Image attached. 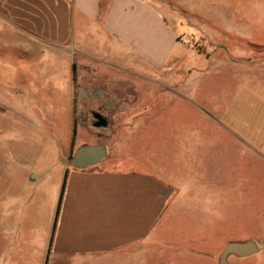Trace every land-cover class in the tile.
<instances>
[{"label": "rangeland", "instance_id": "rangeland-1", "mask_svg": "<svg viewBox=\"0 0 264 264\" xmlns=\"http://www.w3.org/2000/svg\"><path fill=\"white\" fill-rule=\"evenodd\" d=\"M161 11L179 46L160 85L146 81L157 73L130 64L123 77L136 102L115 105L123 113L98 130L78 118L71 50L35 51L0 8V191L11 189L18 162L44 163L71 141L70 157L82 139L104 144L100 163L154 168L186 188L145 264H218L227 243L245 240L259 253L227 264H264V0H162ZM91 69L97 81L115 78ZM50 194L48 184L38 189L33 209L46 210Z\"/></svg>", "mask_w": 264, "mask_h": 264}, {"label": "crops", "instance_id": "crops-1", "mask_svg": "<svg viewBox=\"0 0 264 264\" xmlns=\"http://www.w3.org/2000/svg\"><path fill=\"white\" fill-rule=\"evenodd\" d=\"M161 6L162 0H0L9 26L35 51L39 46L61 55L71 50L78 118L92 127L95 114L108 121L123 113L115 105L136 102L123 77L130 64L157 73L158 79L148 75L146 81L160 85V72L179 46ZM95 63L114 80L97 81ZM72 145H61L56 158L44 163L15 164L11 189L0 191V235L10 238L0 243V264H112L116 259L145 264L151 248L165 243L161 234L186 188L154 168H120L114 161L68 167L64 161ZM46 184L51 192L46 210L42 204L33 209L35 192Z\"/></svg>", "mask_w": 264, "mask_h": 264}, {"label": "water", "instance_id": "water-1", "mask_svg": "<svg viewBox=\"0 0 264 264\" xmlns=\"http://www.w3.org/2000/svg\"><path fill=\"white\" fill-rule=\"evenodd\" d=\"M108 126L106 118L99 114L94 115L93 127L104 129ZM108 150L104 144L81 145L73 155L64 161L65 165L75 169H86L99 164L106 158ZM260 247L254 240L232 241L225 245L219 256L218 264H227L229 256L245 258L259 253Z\"/></svg>", "mask_w": 264, "mask_h": 264}, {"label": "trees", "instance_id": "trees-1", "mask_svg": "<svg viewBox=\"0 0 264 264\" xmlns=\"http://www.w3.org/2000/svg\"><path fill=\"white\" fill-rule=\"evenodd\" d=\"M74 73H75V72H74ZM62 196H63V191H62V193H61V196H60V200H59V206L61 205ZM57 216H58V214H57Z\"/></svg>", "mask_w": 264, "mask_h": 264}]
</instances>
